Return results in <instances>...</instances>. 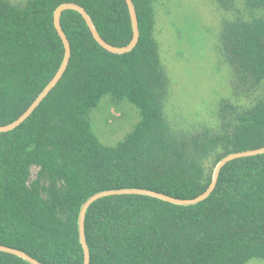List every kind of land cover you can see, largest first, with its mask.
I'll return each mask as SVG.
<instances>
[{
	"label": "trees",
	"instance_id": "trees-1",
	"mask_svg": "<svg viewBox=\"0 0 264 264\" xmlns=\"http://www.w3.org/2000/svg\"><path fill=\"white\" fill-rule=\"evenodd\" d=\"M140 38L112 53L94 38L83 15L61 17L72 55L58 84L18 127L0 132V244L46 264H84L79 216L98 191L141 187L193 198L210 185L226 155L264 146V0H217L242 10L226 22L224 54L236 83L259 90L250 107L221 103V131L174 130L164 113L169 80L155 37L154 0H133ZM63 2L82 5L102 37L116 46L133 37L126 0H0V125L17 119L52 80L65 47L54 23ZM128 99L141 119L115 146L94 133L90 112L105 95ZM214 157L213 164L208 161ZM51 178L47 198L32 166ZM90 264H245L264 259V154L221 170L213 193L184 206L143 194L98 199L89 208ZM0 264H31L0 251Z\"/></svg>",
	"mask_w": 264,
	"mask_h": 264
},
{
	"label": "rangeland",
	"instance_id": "rangeland-1",
	"mask_svg": "<svg viewBox=\"0 0 264 264\" xmlns=\"http://www.w3.org/2000/svg\"><path fill=\"white\" fill-rule=\"evenodd\" d=\"M25 6L29 0H10ZM226 10L217 0H154L155 37L160 62L169 80L164 113L176 131L195 133L203 128L220 132L221 103L228 100L237 109L250 107L259 90L246 93L236 83L234 70L222 47L226 22L242 10ZM94 133L104 144L123 141L141 119L140 109L128 99L105 95L90 112ZM214 157L208 161L213 164ZM39 181L47 198L51 178L32 166L29 182ZM245 264H264L252 258Z\"/></svg>",
	"mask_w": 264,
	"mask_h": 264
},
{
	"label": "water",
	"instance_id": "water-1",
	"mask_svg": "<svg viewBox=\"0 0 264 264\" xmlns=\"http://www.w3.org/2000/svg\"><path fill=\"white\" fill-rule=\"evenodd\" d=\"M129 8V12L131 15V21H132V27H133V37L130 43L124 46H116L109 42H107L102 35L99 33L98 29L96 28L93 19L89 15V13L86 11V9L74 2H63L61 3L54 11V23L55 27L62 38V41L64 43L65 47V56L62 61L61 66L59 67L58 71L56 72L55 76L52 78V80L45 86V88L40 92V94L36 97V99L31 103V105L14 121L0 125V132H7L10 130L15 129L20 124H22L34 111L35 109L42 103V101L47 97V95L52 91V89L58 84V82L61 80L62 76L64 75L68 64L70 62V58L72 55V49L70 41L63 29L62 23H61V17L65 10L73 9L79 11L83 17L85 18L87 25L89 29L91 30L94 38L98 41V43L105 48L106 50L116 53V54H124L127 52H130L134 49V47L137 45L139 38H140V26H139V18L136 6L134 4L133 0H126ZM258 154H264V146L260 148L255 149H248V150H242L237 152H232L226 156H224L215 166L214 172H213V178L208 186V188L201 194H199L196 197L193 198H178L171 195H168L163 192H158L153 189H147V188H141V187H123V188H113V189H106L96 192L95 194L91 195L82 205L81 212L79 216V232H80V239L81 243L84 248L85 252V260L84 264H90L91 260V253L90 248L87 242L86 237V228H85V221H86V215L90 208V206L97 201L100 198L111 196V195H119V194H143L148 196L157 197L160 199H163L165 201L178 204V205H184V206H190L198 204L201 201H204L207 199L213 191L216 189L219 176L222 168L230 161L241 158V157H247V156H253ZM0 251L8 252L15 254L19 257H22L26 261H28L31 264H46L44 262H41L37 260L36 258L29 255L27 252L11 247L8 245L0 244Z\"/></svg>",
	"mask_w": 264,
	"mask_h": 264
}]
</instances>
